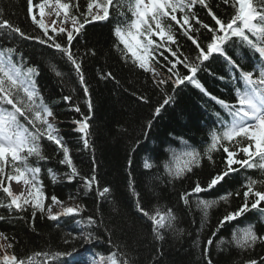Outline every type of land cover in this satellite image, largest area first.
Masks as SVG:
<instances>
[{
  "label": "trees",
  "instance_id": "obj_1",
  "mask_svg": "<svg viewBox=\"0 0 264 264\" xmlns=\"http://www.w3.org/2000/svg\"><path fill=\"white\" fill-rule=\"evenodd\" d=\"M40 2L33 0L34 5ZM62 2L68 3L69 0ZM99 2L102 4L104 0ZM71 3L79 4L78 9H71L73 14L83 13L87 9V0H71ZM209 4L215 15L225 22L234 15V8L231 4H225L224 0H209ZM121 11L131 19L126 6L120 9L110 6L108 20L86 25L73 41L72 51L81 62L88 87L87 95L78 73L62 53L49 46L51 41L41 44L39 40L25 39L0 30V49L15 48V62L22 64L24 69L34 67L38 70V75L34 77L35 84L44 102L52 108L59 134L66 141L80 172V176L68 182L65 174L69 168L60 163L62 153L54 144L41 141L47 160L37 162L30 157L29 165L41 168L39 177L48 196L45 212L37 211L33 217L31 207L25 211L8 209L5 205L10 198L0 190V216L4 217L0 220V232L8 237L0 240V257L14 253L25 264H64L65 259L68 264H90V253L94 251L108 257L116 253L118 260L122 262L127 259L129 264H207L208 259L212 264H248L250 260L261 264L264 261V242L258 241L254 247L243 249L236 245L232 236L233 232L239 235L240 229L248 225H253L259 236H264V213L251 210L216 230L220 220L229 212H235L243 203V191L249 179L264 181V169L234 165L238 171L231 173L224 182L211 190L191 194L189 204L184 203L181 197L191 193L197 182L207 189L213 176L224 171L227 154L222 149L212 153L211 161L204 156V152L211 143V130L215 128L220 131L215 114L220 113L225 120L229 117L219 104L193 84L185 82L173 92L171 81L158 86L154 83L152 72L141 70L132 63L131 54L125 58L122 51L115 47L113 34L115 26L123 22ZM195 12L204 24L216 27L206 9L197 5ZM33 14L40 18L38 8L33 9ZM5 19L24 31L26 36L47 39L43 36V30L31 20L28 0H0V21ZM44 20L56 28L71 30L55 14L52 0L45 7ZM193 26L199 27L196 24ZM173 27L179 45L177 55L181 59L187 56L189 61H194L198 55L195 45L181 34L174 22ZM48 35H56L51 27ZM194 35L202 47L211 40V33L203 27H199V32ZM56 39L65 44L66 34ZM154 39L158 40L156 37ZM120 47L122 49L123 45ZM172 47L176 50L175 45ZM225 51L243 71L261 67L258 54L237 39L230 40ZM164 52L170 60L174 59L166 50ZM160 61L159 64L154 63L156 71L161 74L160 78L155 79L170 75L165 67H161L165 63L163 58ZM177 67L182 75L188 74L182 65ZM56 72L61 75L57 76ZM109 72L111 77H107ZM234 76L237 77L235 81ZM238 77L239 72L219 54L205 61L196 74V79L208 93L229 103L236 102L235 88L243 87ZM65 96H71L72 100L65 102ZM167 96H172L173 100L161 109L158 116L155 115L156 108L163 104ZM89 97L91 112L87 108ZM77 105L85 116L90 117L88 148L84 147L82 134L74 123L82 119L81 114L74 111ZM149 121L152 122L150 128ZM188 146L197 149L203 159L191 172L174 179L166 172L164 165L171 162L174 155L179 156L187 150ZM229 150L235 151V148L230 147ZM236 158L243 159V153ZM146 161L152 164L151 168H145ZM49 169L55 174V182ZM93 169L99 190L105 187L110 189L104 197L97 195L96 185L87 193L84 190L81 177L90 178ZM257 188H260L259 184ZM229 192L233 195L226 202L219 199ZM236 192L240 195H235ZM52 195L63 202L76 200L82 211L75 217L64 216L57 221L49 219L46 208L51 204ZM200 199L219 202L205 216L196 205ZM138 204L150 214H154L156 209L172 210L176 219L173 227L159 230L163 239L157 238L152 221L138 210ZM261 206L264 207V202ZM89 216L96 218L95 225L86 224ZM87 233H91L89 239H85ZM210 238L213 244L208 246ZM87 242L91 243L90 248L79 252ZM73 249L77 252L72 257L54 258L57 252Z\"/></svg>",
  "mask_w": 264,
  "mask_h": 264
},
{
  "label": "snow or ice",
  "instance_id": "obj_2",
  "mask_svg": "<svg viewBox=\"0 0 264 264\" xmlns=\"http://www.w3.org/2000/svg\"><path fill=\"white\" fill-rule=\"evenodd\" d=\"M50 3L51 0H41L39 4L34 5L33 0H28V12L31 20L43 30V36L47 39L40 36H26L24 31L19 27H14L6 19L0 21V30H7L9 33L18 34L25 39L39 40L41 44H49V41H51L49 46L62 53L78 73L79 81L83 85L86 95L88 94V87L85 83L81 62L72 51L73 41L82 33L86 25L94 21L108 20L110 6L116 9L126 6L128 12L131 13V19L121 11L120 16L123 18V22L117 24L113 30L117 50L122 51L125 58L128 54H131L132 63L139 69L152 72L154 83L158 86L168 84L171 81L173 92H175L185 82L191 83L219 104L226 112L229 117L228 120L223 119L220 113L215 114L220 131L215 128L211 130V143L204 152V156H207V159L211 161L212 153L222 149L227 154L225 169L213 176L207 184V189L202 188L200 183L197 182L191 193L183 194L181 198L186 205L189 204L188 197L191 194L211 190L224 182L231 173L237 172L238 169L234 165H239L241 168L259 167L264 169V0H224L225 4H231L234 8V15L227 22L215 15L209 0H115V4L114 0H104L102 4L99 0H87L86 11L79 14L71 13L73 7L79 8L78 3L72 5L71 0L68 3L55 0L59 10L63 12L61 23L70 20L71 30L65 27L56 28L45 22V7ZM197 5L207 10L216 27L211 28L199 19L195 12ZM94 6L97 9H102V14L100 11L94 12ZM34 8L39 9V19L33 14ZM59 10L56 12L57 17L61 14ZM173 22L179 27L181 34L195 45L198 55L194 61H189L187 56L181 59L177 55L179 45ZM193 24L199 25V27H203L211 33V40L203 47L194 35L199 32V27H194ZM50 27L56 35H48ZM61 34H66L65 44L57 42L56 37ZM233 39L239 40L241 44L258 54L261 67L253 71L240 69L236 61L228 56L225 51V46ZM121 45H123L122 49ZM173 45L176 46V50H173ZM164 50L174 59L170 60L165 55ZM15 54H17L15 48L0 49V190L10 198L9 203L5 205L8 209L25 211L28 207H31L32 216L35 217L37 211L42 214L45 212V201L48 199L43 188V182L39 179L41 168L29 165L30 157H34L37 162L47 160L43 153L41 141L46 140L54 144L57 150L62 153L63 159L60 163L69 168V172L65 174L68 182L74 181L76 177L80 176V172L73 162L66 141L59 134V129L53 122L55 117L52 108L44 102L35 84L34 77L38 75V70L34 67L24 69L22 64H18L13 60ZM215 54L223 55L230 67L239 72L238 79L242 81L243 87L235 88V103H229L212 96L196 79V74L201 70L204 62L209 61ZM181 55L183 54L181 53ZM160 58L165 61L164 64H161V67H165L170 75L166 78L155 79V77L161 75L154 67V63L159 64L161 62ZM177 65H182L188 74L182 75ZM56 75L60 76L61 73L56 72ZM111 76L110 72L107 73V77ZM220 79H223V77ZM236 79L237 77L234 76L233 80ZM63 99L65 102H70L72 97L65 96ZM141 99L144 100L145 98L141 97ZM172 100V96H167L163 104L156 108L155 115L158 116L161 109ZM87 108L91 112L90 97L87 101ZM74 111L82 116V119L76 120L74 123L77 125V131L82 134L84 147L88 148L90 146L88 139L90 128L88 120L90 117L85 116L78 105L74 107ZM49 118H52V120ZM151 123V121L148 122L149 128ZM230 147L235 148V151H230ZM240 153H243V159L236 158ZM202 159L203 156L197 149L188 146L187 150L179 156L174 155L172 161L166 162L164 167L171 177L179 179L191 172L194 167L199 166ZM129 164H131V161H129ZM144 166L145 168H151L152 164L146 161ZM48 171L52 175L53 182H55V174H52L51 169ZM81 179L86 193L91 191L94 185L97 186V195L100 197H104L110 192L108 187L103 188L102 191L99 190L95 169H93L90 178L81 177ZM21 180L25 185L30 186L28 197H25L24 193L17 195L12 191L11 182L16 181L19 183ZM5 181H7V186H5ZM258 184L260 188H264V181L249 179L245 186L246 190L243 191V203L235 212H229L220 220L216 231H219L226 222L234 221L251 210L264 213V207L261 206L264 202V190L257 188ZM135 195L138 197L139 194L136 193ZM232 195L233 193L229 192L219 199L226 202ZM235 195L239 196L240 193L236 192ZM50 200L51 204L47 207V213L48 218L53 221L59 220L61 216L75 217L82 211L81 206L65 207L64 202L55 195H52ZM218 202L217 200L200 199L196 201V205L207 216L208 210L217 205ZM52 205H59L61 211L52 213ZM137 207L144 216L149 217L152 221L157 238L163 239L159 230L165 227H173L176 217L172 210L161 211L156 209L154 214H150L139 204ZM3 219L4 217L0 216V220ZM96 223V218L93 216L87 217L86 224L88 226ZM213 236H215V232ZM90 237L91 233H87L85 239ZM0 238L8 239L3 232H0ZM75 238L74 236L73 239ZM232 239L238 247L243 249L254 247L258 241L264 242V236H259L253 225L240 229L239 235L233 232ZM65 243H68V241H65ZM220 243H223V241H220ZM212 244L213 240L208 239L207 245L211 246ZM8 246L12 247L11 244ZM76 252V249L69 252H57L54 254V258L72 257ZM206 253L207 249H205ZM99 259L104 261L105 257L100 256ZM107 259L110 264H129L127 259L122 262L118 260L116 253H111ZM0 264H25V261L13 253L0 257ZM64 264H68L66 259ZM207 264H212L211 259H208ZM248 264H257V262L250 260ZM261 264H264V261H261Z\"/></svg>",
  "mask_w": 264,
  "mask_h": 264
},
{
  "label": "rangeland",
  "instance_id": "obj_3",
  "mask_svg": "<svg viewBox=\"0 0 264 264\" xmlns=\"http://www.w3.org/2000/svg\"><path fill=\"white\" fill-rule=\"evenodd\" d=\"M55 9H56V11L59 10L58 5H56V4H55ZM95 10H96V11H100V12H102L101 9H97V8H95ZM59 11H60V10H59ZM20 184H22L23 187H25V188L28 189V194H29V192H30V186H29V185H25V184L23 183V180H21L19 183H17L16 181H12V184H11L12 191H13L15 194L18 195V193L16 192L15 188H16L18 185H20ZM28 194H24V196H25V197H28ZM64 206L67 207V206H70V204H67V205L64 204ZM59 208H61L59 205H53V206H52V213H57V212L59 211ZM2 239H4V238H0V240H2ZM101 262H102L103 264H110V261H109L108 259H106L105 262H104V261H101Z\"/></svg>",
  "mask_w": 264,
  "mask_h": 264
},
{
  "label": "bare ground",
  "instance_id": "obj_4",
  "mask_svg": "<svg viewBox=\"0 0 264 264\" xmlns=\"http://www.w3.org/2000/svg\"><path fill=\"white\" fill-rule=\"evenodd\" d=\"M18 187V190H19V192H24V193H26L27 191H26V189L24 188H21V186L20 185H18L17 186ZM22 189V190H21Z\"/></svg>",
  "mask_w": 264,
  "mask_h": 264
}]
</instances>
